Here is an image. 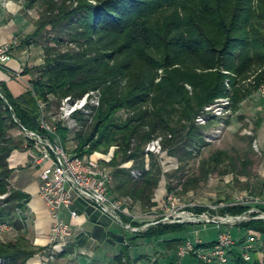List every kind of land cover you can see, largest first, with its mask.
I'll return each instance as SVG.
<instances>
[{
	"label": "trees",
	"instance_id": "16d2710c",
	"mask_svg": "<svg viewBox=\"0 0 264 264\" xmlns=\"http://www.w3.org/2000/svg\"><path fill=\"white\" fill-rule=\"evenodd\" d=\"M39 1L41 11L37 30L24 44L31 41L37 44L35 38H41L44 33L48 36L55 33L58 42H64L63 37H66L74 49L56 54L54 48L55 56L50 58L51 47H43L44 53L48 55L39 68V75L30 81V87L18 97H14L0 83V196L6 195L0 198V222H8L18 232L24 227L16 210H23L26 196L9 183L13 170L9 168L7 159L14 150L21 148V142L11 136V131L18 128L13 115L27 130L43 134L38 123V101L43 100L47 108L49 105L57 106L65 96L81 97L96 88L102 91L101 106L93 124L86 131H76L74 139L79 145L75 152L90 155L97 150L107 153L115 148L111 162L104 163L112 169L111 194L115 197H129L139 202L143 210H151L155 206L154 191L163 171L159 162L155 161L156 157L150 161V168L146 169L142 152L144 145L151 137L170 134L171 139L166 140L164 148L181 163L188 160L182 156H192L191 148L201 152L197 147L205 146L206 143L202 129L194 123L199 111L216 98L227 95L224 85L227 75L252 72V67L264 63V0H207L214 3L210 10L213 29L217 31L214 39L208 38L206 32L202 31L191 11L177 18L180 28L175 31L180 32L178 38H170L172 14L167 17L163 14L161 24L152 22L154 15L164 13L165 7L176 8V0H95L94 5L87 0H72L77 1L75 8L67 6V0ZM105 37L109 39L107 44H103ZM111 44L118 46L113 48L112 53H107ZM208 44L220 47L218 50L221 58L214 68L209 69V74H201L195 69L205 70L196 66V58L201 56V51L207 50ZM155 54H165V64L155 60ZM224 54L229 56L226 60H222ZM186 56L191 59L190 63L185 62ZM158 67L169 71L162 79V84L156 85L151 73ZM3 68L4 65L0 64V70ZM186 84L193 86L192 95L186 89ZM236 88L234 80L231 99L235 110L254 91L250 84L248 88L251 90L245 94L242 89L239 94ZM150 92H153L152 97ZM121 110L131 113L124 122L117 114ZM84 119L83 116L77 117L80 127L86 124ZM57 133L62 143L69 141L68 130L59 125ZM86 145H90V149H84ZM222 155L216 152L209 162L201 164L203 179L209 175L210 169L223 162ZM130 160L134 161L132 168L141 173L138 179L132 177L131 168L121 167ZM244 164H250L248 159ZM190 180L185 183L184 189H189L193 182ZM168 191H173L170 184ZM248 209L225 208L219 210V213L240 215ZM261 210L264 212V208ZM196 211L203 212L204 209ZM238 226L242 232H257L264 239V219H253ZM187 229L188 226L181 224L161 225L143 234L148 238L153 236L159 242L166 259L164 264H178V249L187 240ZM169 234L175 236L164 240V236ZM241 243L229 250L228 264H260L259 258L255 257L256 250L251 261L243 259ZM212 244L201 246L209 247ZM72 249V246H68L58 257L71 253ZM37 251H41V248L34 247L25 234L19 235L13 241L0 243V264H27ZM128 257L122 248L120 254L106 264H136L139 261L134 259L133 262ZM124 258L127 259L125 263ZM91 264L103 263L94 261ZM183 264L205 263L195 254H190L185 257Z\"/></svg>",
	"mask_w": 264,
	"mask_h": 264
},
{
	"label": "rangeland",
	"instance_id": "374dc122",
	"mask_svg": "<svg viewBox=\"0 0 264 264\" xmlns=\"http://www.w3.org/2000/svg\"><path fill=\"white\" fill-rule=\"evenodd\" d=\"M67 1H68L66 2L67 6H69L70 8L76 7L77 1H72V0H67ZM58 2H60V0ZM87 2L93 5L96 4L95 0H87ZM174 4H176V8L165 7L164 13H158L154 15L152 19V22L154 24L155 23L161 24L163 14H165L166 17L171 14L173 15V16L171 15L170 17V20H171L170 38L172 37L178 38V34H180V32L175 31L176 28H180L179 21L177 20V18L180 19L181 17H184L185 15H187V12H190V11L193 12V14L195 15L194 17H195L196 22H198L199 26L202 28V31L206 32V35L208 36V38L214 39L215 37H217L216 35L217 31L213 29V25L211 22V19L213 17L211 16L212 13L210 10H212L211 8L214 5L213 2L209 3L207 2V0H176ZM205 4H206V8L208 7V9L205 8ZM177 14H179V16ZM66 28L67 29L69 28L68 25L66 26ZM67 29H66V32H68ZM56 38H58V35L55 33L49 36L46 33H44V35L41 38H35V39H36V43L40 45L42 49L43 47L44 48L48 46L51 47L50 48L51 53L49 56L50 58H53L55 56L53 54L54 48H55L56 54L58 52L59 53L61 52V54L62 53L64 54L66 52H69L70 49L71 50L74 49V46L72 44H68V39L66 37H63L64 42H58L59 38L58 39ZM96 38H98V36ZM51 39L52 41H50ZM47 40H49V42ZM108 40L109 39H106L105 37L103 44H107ZM119 42H121L120 39H119ZM161 43H164V41H161ZM117 46L118 44H111V47H108L109 49L107 50V53H112L114 50L113 48H117ZM206 47H208L207 50H203L200 52L201 56L196 58V63H195L199 69L205 70V71H202V70L195 69L196 72L201 73V74L208 73L210 71L209 69L213 66H216L218 59L220 61V58H221V54H220L221 52L219 53V50H218L220 49V47H218V45L208 44ZM210 47L211 49H209ZM46 54L48 55V53L46 52L44 53L43 51L42 55L44 56V60H45ZM224 55L225 56L222 57V60H226L229 57L226 54ZM154 58L155 60H158L160 64L162 65L165 64V54L164 56L160 54L159 55L155 54ZM190 61L191 59L186 56L185 62L190 63ZM189 67L192 68V65H190ZM171 70L172 69H170V71ZM168 71L169 70L165 71V69H161L158 67L155 70V72L153 71L151 73V76L154 77V82L156 85L162 84L163 82L162 79L167 75ZM225 74H227V72H225ZM257 79L260 80L261 82L258 81ZM234 80L237 83L236 90L238 89L239 94L242 93L240 89H242L245 94L251 90L250 88H253L252 90L254 91L253 93L251 92L250 96L251 97L255 96L256 94L259 93V89L262 86H264V63H258L254 67H252V72H247V73L245 72L242 75H237V76L233 73H230L229 75H227V78H225V84H224L225 94L227 95L224 97L216 98L212 103L204 105L203 108L199 111L198 115L194 119V123L197 127H200L202 129L204 141L206 143L205 146L201 145L200 147H197L198 149L201 150L200 153L196 149L191 148L190 149L191 155H192L191 157L190 156L186 157V156H182L179 154L180 157L182 156V158L188 159L185 162L181 163L182 161H179L178 158L175 156L174 157L171 156L168 153V150L164 148L163 144L166 142V140L171 139L172 135L170 134L169 135L159 134L155 136L157 138L158 137L161 138L162 140V146H163L164 152L161 156L147 155L145 152V148L147 144L155 137L153 138L151 137V140H149L144 145V148L142 149L146 167H149L150 165L149 162L155 157H156L155 161L157 160L158 162L161 163L160 166L165 172L163 171L164 175L161 176L160 182L162 181L163 184L165 183V186L167 188V192L165 195L174 194L176 198L180 200L179 212L185 210L186 211L185 215H188L191 212L193 213L206 212L209 210L210 206H215L216 204H220V202H224L225 204H230L231 201H234L235 197L241 196L242 194L245 195V193H247L250 196L259 197L262 200H264L263 192L262 193L259 192L261 189V185H262V181L259 179L260 178L259 176L263 168L262 163L264 164V151H262L260 144L256 141V127H257L256 118H255V115L251 113H244V112L241 113L240 112L238 114V109L235 110L233 108V104H232L233 101L231 99V90H232V82ZM249 84H250V88H248ZM185 87L189 91L190 95H192L193 86L186 84ZM257 87L258 89H256ZM87 92H94L93 94L97 97L96 99L98 100L96 102L98 104L97 106H94V108L91 109L92 112L89 111L91 118L88 117L87 119H84L86 124L81 125L80 127L79 121L76 120L78 123V126L81 128V129H78V131H82V130L86 131L88 127L91 124H93L95 115L99 107L101 106V98H102L101 89L100 88L91 89ZM228 93L230 94L229 96H228ZM68 96H70L72 99H78L82 97V96L73 97L71 95H68ZM68 96H65V97H68ZM150 96L151 97L153 96V92H150ZM52 98L49 97V99H52ZM226 98L229 99V105L225 106L227 108L226 113L222 116H216V114L213 112V109H209V108H211V106H214V105L223 104ZM60 102L58 103L57 106L54 105V107L53 105H49L48 108L46 106V112L50 111V113H54V110L58 109ZM227 110H228V113H227ZM129 112L130 111L128 110H121L119 111V113H117L118 116L121 118L122 122H124L127 118H129V116L131 115V113ZM198 116L205 117L206 119L205 124L198 125L196 123L195 120ZM231 118L234 119L233 120L235 124L234 127L231 124ZM118 123L121 124V122H118ZM238 125L240 127H238ZM63 127L64 126H61V128ZM65 129L68 130L67 138L69 139V141L67 140L65 143H62V140L60 139V137H58V135L57 137L61 141L64 148L67 149V151L71 152L74 149L78 148V145H79L78 142L75 141L74 139L77 130L67 129L66 127ZM12 131L16 133V137L18 136L20 140L24 138L22 133H18L20 132L19 130L14 129ZM216 131H220V133L216 134L215 133ZM49 137L52 141H56L55 139L56 136L49 135ZM83 148L88 150L90 149V145H86ZM114 151H115V148H111L109 150V152L112 153V156H114ZM109 152L103 153L100 150H97V151L92 152L90 155L93 156L94 154H101L103 156H106ZM216 152H220L223 154L221 157L223 162L218 167L214 169H210L209 175L206 177V179H203L200 173L201 164H203L204 161L205 162L208 161L211 157H213V155ZM224 155L228 157L226 158ZM230 158H232V160H230ZM247 159H248V162H250L248 166L244 164L245 160ZM133 163H134L133 160H130L128 162V164H131L130 166L131 169H132ZM233 166H234V169H232ZM132 170H136V169H132ZM132 177L136 178L134 176ZM190 179L193 180V182H191V185H189V189L186 190L184 189V185ZM169 184L173 187V191L171 192L168 191ZM125 198L130 199L129 197H125ZM164 201L166 202L165 196H164L163 202L161 201L160 203L161 205L159 204L160 209L159 208L155 209L156 212L151 213L150 210L145 211L142 209L143 213L142 215H139L137 214V211L135 208V207H139V205L136 202L129 200V204L132 202L134 203V205L132 206L134 212H132L131 210L130 211L132 212L134 216L135 215L140 216L141 219L145 217H147V219L148 217H153L155 218L156 221H159L161 220V218L165 216L167 217L169 216L171 220H176L173 214H170L169 212L165 211ZM200 208L204 209V211L197 212L196 209H200ZM226 208H233V207H226ZM259 208L263 209L264 206L261 205L259 206ZM16 213L19 216V218L22 220L24 227L22 228L20 232H18L15 229V227L9 224L8 222H5V221L0 222V243H8L10 241L15 240L19 235L21 236L24 234L26 235L25 230L27 229V221H26L27 217L23 215L24 214L23 210L18 209L16 210ZM211 213H215V212L211 211ZM215 214L224 215V214H221V212L220 213L217 212ZM225 214H228V213H225ZM127 221L129 220L127 219ZM175 224H179V223H175ZM175 224L159 223V224L154 225L153 229H156L157 227L161 225L170 226V225H175ZM181 225L188 226V229H187L188 234L185 237L188 240H192L191 239L192 233L194 234L195 231H198L199 232V235L197 236L199 237L198 239L203 240L204 242H209L214 239H217L216 237H218V233L222 231V229L219 230L220 228L219 229L217 228L218 225H216L215 223L208 224V225L207 224L198 225V224L184 223ZM238 228L240 227L234 226V227H231L230 229L229 228L227 229L228 231L230 230V234L233 236V238L236 241H238V238H236L237 237L236 235H238L239 233ZM239 230L240 232L242 231L241 229ZM254 233H256L258 237L260 236L259 233L257 232H254ZM152 238L156 239L153 236ZM137 239H140V238L135 237L134 234H132V236L127 235L126 245L125 247H123L125 253L129 256L128 258L133 262H135V260L132 257L134 254L132 253L134 252V248L132 245H135L134 241H136ZM163 239L165 240L166 237H164ZM260 239L261 237H259V240ZM131 240L133 241L131 242ZM260 241H259L260 242L259 246L255 247V250H256L255 257H259V260L261 261L260 264H264V239ZM153 244L154 245L152 246H155L156 241ZM185 244H186V240L180 245V247L184 246ZM66 248L67 247H65V249ZM72 248H73V245H72ZM78 254L77 252H75L74 249H72L71 253L63 257H58L59 254H57V252L54 250L49 240V246L47 248L41 249V251L36 253L32 258H30L27 261V264H38L36 261L35 262L33 261V259H37L38 257H39L38 260L40 261L39 264H80V263L82 264L84 262H86L87 264H91L94 262L93 259H91V257H89L87 254L84 255V253H82V255L80 254V256H78ZM164 256L165 255L162 252V248L160 249L158 247H155V252L153 255H151V257L148 258L147 256L146 257L143 256L141 257L143 259L141 260L139 259V261H136L137 262L136 264H160V263L164 264L166 260ZM177 256L179 259L178 264H183V261L185 260L186 256L180 257L178 253H177ZM126 260L127 259L124 258L123 262L125 263Z\"/></svg>",
	"mask_w": 264,
	"mask_h": 264
},
{
	"label": "built area",
	"instance_id": "2783aa9c",
	"mask_svg": "<svg viewBox=\"0 0 264 264\" xmlns=\"http://www.w3.org/2000/svg\"><path fill=\"white\" fill-rule=\"evenodd\" d=\"M16 48V43L0 46V64L4 65L9 62ZM93 93L87 92L78 99H72L70 96L63 98L54 113L46 112V103L40 102L41 111L38 123L44 133L23 129L26 139L32 140L35 144L34 164L44 165L40 174L39 196L50 212L52 219L50 242L57 254L63 253L65 247L72 241V227L66 222L64 214L68 211L73 220L77 219L79 216L73 207L76 202L81 201L108 217L118 227L134 235L143 234L159 223L198 225L215 223L218 225L217 228L222 229V231L218 233V237L212 245L209 247L201 246L202 244L197 237L198 231H195L191 235L193 241L187 239L186 244L178 249V255L184 257L195 254L205 264H228L229 250L242 242L240 245L242 257L247 262L251 261V256L259 242L257 234L253 231L242 232V237L236 241L230 234V230L227 229L234 226L239 227L238 225L242 222L253 219H264V212L259 208L261 205L264 206V200L261 198L242 194L235 197L230 204L220 202V204L210 206L206 212H191L185 215V210L179 212L180 200L174 194H167L165 195L164 209L173 214L176 220H171L169 216H165L159 221L153 217L141 219L128 210L130 199L111 195L113 175L103 161L95 159L89 154L80 155L75 152V149L68 152L64 148L56 136L58 126L61 124L60 126H64L63 128L78 131L77 117L91 118L89 111L98 104L96 102L98 99ZM259 93L264 96V86L259 89ZM228 105L229 99L226 98L223 104L211 106L209 109H213L216 116H222L226 113L227 108L225 106ZM195 121L198 125H203L206 119L204 116H198ZM215 133L219 134L220 131ZM49 135L56 136L57 140L52 141ZM145 152L147 155L161 156L164 152L161 138H153L147 144ZM130 172L136 178L141 176L138 170H131ZM5 196H0V198L3 199ZM236 206L248 207L249 209L240 215L215 214L226 207ZM211 211L215 213H211Z\"/></svg>",
	"mask_w": 264,
	"mask_h": 264
},
{
	"label": "crops",
	"instance_id": "0c3cea01",
	"mask_svg": "<svg viewBox=\"0 0 264 264\" xmlns=\"http://www.w3.org/2000/svg\"><path fill=\"white\" fill-rule=\"evenodd\" d=\"M40 4L39 0H0V46L9 43L17 44V48L13 51L12 59L5 63L4 68L0 70V83L4 84L14 97L20 96L26 88L30 87V81L39 75V68L44 63V56L42 55L43 49L40 45L32 43V41L29 44H24L27 38L32 36L37 30V21L41 11ZM40 102H43V100L38 101L39 109H41ZM40 111L38 112V116ZM240 112L255 115L256 124H259L258 126L256 125V141L260 144L262 151H264V96L258 93L255 96L247 97L239 104L238 114ZM48 113H50V111ZM13 119L18 126V128L15 129L19 130L20 132L18 133H22L24 138L20 140L18 136L16 137V133L11 131V136L21 142V148L14 150L7 159L9 168L13 170L9 183L12 188L20 191L26 196V200H24L25 204L22 208L24 211L23 215L27 217V229L25 230L26 238L34 247L44 249L49 246L52 226L50 212L39 196L40 174L44 165L40 166L34 164L33 157L35 156V144L32 140L26 139L23 131V129L26 128L19 123L15 115H13ZM233 120L234 119L231 118V124L234 127L235 124ZM238 127L240 126L238 125ZM55 139L57 140V138ZM93 157L100 161H104L103 163H107L113 158L111 152L106 156L94 154ZM128 162L122 164L121 167L129 168L132 163L128 164ZM262 166V172L259 176L262 185L259 192H263L264 194L263 163ZM148 168H150V165L149 167H146V169ZM110 171L112 172L111 168ZM162 171L164 170L162 169ZM166 192L167 188L165 183L163 184L162 181H159L157 189L154 191L155 197H153V202L155 203V206L150 210L151 213L156 212V208L160 209V203L161 201L163 202ZM136 203L139 205V207H135L137 214L142 215L143 210L141 205L139 202ZM133 205V202L128 205L129 211L131 210L134 212ZM73 209L77 211L79 217L73 220L68 211H66L64 218L72 227L73 232L71 238L72 241L69 246L73 245L75 252H77V254L79 253L78 256L84 253V255L87 254L91 257L93 261L106 264L120 254L121 249L126 245L127 235L132 236V234H129L127 231L126 233L124 229L118 227L108 217L102 215L93 207H90L81 201L76 202ZM239 229L241 228H238L239 233L236 235V238L238 239L242 237V231L240 232ZM174 236L175 235L173 234H169L164 237H166V240H169ZM176 236L181 235L177 234ZM135 237L140 238L134 241L135 245H132L134 248V252H132L134 254L132 257L135 260H141L143 259L141 258L143 256H147L148 258L151 257L155 252V247L161 249L159 242L152 237L148 238L145 234H135ZM262 239L263 238L260 240ZM198 240L201 244H208L213 243L216 239L209 242H204L200 239ZM132 241L133 240H131V242ZM155 241V246H152ZM260 242L257 243L256 247L259 246ZM38 258L33 259V261H36L39 264L40 261Z\"/></svg>",
	"mask_w": 264,
	"mask_h": 264
}]
</instances>
